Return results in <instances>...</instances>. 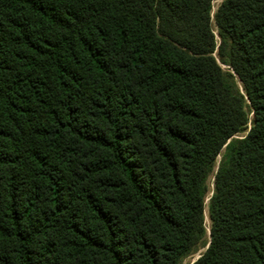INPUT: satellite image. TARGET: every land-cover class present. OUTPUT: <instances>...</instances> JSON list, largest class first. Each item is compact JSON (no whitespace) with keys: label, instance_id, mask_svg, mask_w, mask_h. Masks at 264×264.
Instances as JSON below:
<instances>
[{"label":"trees","instance_id":"trees-1","mask_svg":"<svg viewBox=\"0 0 264 264\" xmlns=\"http://www.w3.org/2000/svg\"><path fill=\"white\" fill-rule=\"evenodd\" d=\"M213 2L0 0V264H181L247 106L193 264H264V0Z\"/></svg>","mask_w":264,"mask_h":264},{"label":"rangeland","instance_id":"rangeland-1","mask_svg":"<svg viewBox=\"0 0 264 264\" xmlns=\"http://www.w3.org/2000/svg\"><path fill=\"white\" fill-rule=\"evenodd\" d=\"M224 1L225 0H214V2L212 4V11H211L212 29H213V32L215 34L218 46L220 45L221 39H220V36H219L218 27H217V25L215 23V15H216L218 9L220 8V6L222 5V3ZM214 56H215L217 62L219 63V65L221 66V68L225 72L233 73V71L229 68V66H227L225 63H223L221 61V59L219 58L218 48H217L216 52L214 53ZM235 78H236V82H237V85H238L239 89L243 92L241 83L239 82L237 77H235ZM246 110L249 113V117H250L248 130L243 132V133L237 134L236 136H234L232 139L229 140V142L225 145V147L221 151V154L218 156V158H217V160L215 162V168L213 170V173L209 177V180H208V193H207L206 200H205V210H204L205 234L203 235L201 240L198 242L195 250L191 254L186 256L182 260L181 264H193V263H195L206 252V250L208 249V247L210 245V241H211V232H210V229H211L210 200H211V198L213 196V192H214V182H215L214 176H215V173H216V171H217V169H218V167L220 165V162H221L223 156L226 153L227 146L232 141L244 138L249 132V129H250V127L252 125V121H253V114H252V111H251L249 106H247Z\"/></svg>","mask_w":264,"mask_h":264}]
</instances>
